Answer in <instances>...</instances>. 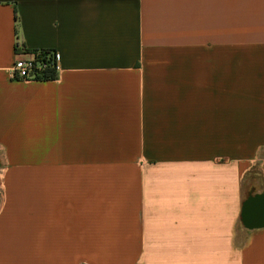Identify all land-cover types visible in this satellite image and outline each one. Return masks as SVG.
Returning <instances> with one entry per match:
<instances>
[{"label": "crops", "instance_id": "obj_1", "mask_svg": "<svg viewBox=\"0 0 264 264\" xmlns=\"http://www.w3.org/2000/svg\"><path fill=\"white\" fill-rule=\"evenodd\" d=\"M0 166V264H264V0H0Z\"/></svg>", "mask_w": 264, "mask_h": 264}, {"label": "built area", "instance_id": "obj_2", "mask_svg": "<svg viewBox=\"0 0 264 264\" xmlns=\"http://www.w3.org/2000/svg\"><path fill=\"white\" fill-rule=\"evenodd\" d=\"M60 68L59 55L48 51H37L15 60L10 68V78L18 81H43L51 79L48 71L54 73Z\"/></svg>", "mask_w": 264, "mask_h": 264}, {"label": "rangeland", "instance_id": "obj_3", "mask_svg": "<svg viewBox=\"0 0 264 264\" xmlns=\"http://www.w3.org/2000/svg\"><path fill=\"white\" fill-rule=\"evenodd\" d=\"M3 170H2V166H0V204H1V200L3 199ZM23 183H26V181H22ZM25 259H22V264H25ZM28 262H32L34 263V260H30Z\"/></svg>", "mask_w": 264, "mask_h": 264}, {"label": "trees", "instance_id": "obj_4", "mask_svg": "<svg viewBox=\"0 0 264 264\" xmlns=\"http://www.w3.org/2000/svg\"><path fill=\"white\" fill-rule=\"evenodd\" d=\"M48 74H49L50 78H53V77H54V70L50 69V70L48 71ZM244 204H245V203H244Z\"/></svg>", "mask_w": 264, "mask_h": 264}]
</instances>
